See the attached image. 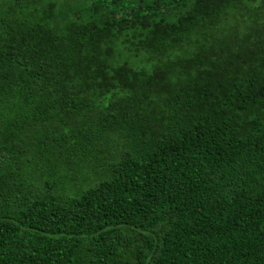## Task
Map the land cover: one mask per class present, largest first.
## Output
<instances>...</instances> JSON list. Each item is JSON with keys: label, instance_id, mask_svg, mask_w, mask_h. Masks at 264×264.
<instances>
[{"label": "trees", "instance_id": "obj_1", "mask_svg": "<svg viewBox=\"0 0 264 264\" xmlns=\"http://www.w3.org/2000/svg\"><path fill=\"white\" fill-rule=\"evenodd\" d=\"M0 264H264V0H0Z\"/></svg>", "mask_w": 264, "mask_h": 264}]
</instances>
